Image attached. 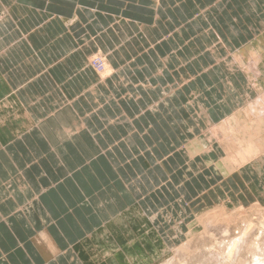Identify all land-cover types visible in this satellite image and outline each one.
Returning a JSON list of instances; mask_svg holds the SVG:
<instances>
[{"label": "crops", "instance_id": "0c3cea01", "mask_svg": "<svg viewBox=\"0 0 264 264\" xmlns=\"http://www.w3.org/2000/svg\"><path fill=\"white\" fill-rule=\"evenodd\" d=\"M263 33L264 0H0V264L157 263L184 228L175 150L253 104L226 61L250 72Z\"/></svg>", "mask_w": 264, "mask_h": 264}, {"label": "rangeland", "instance_id": "374dc122", "mask_svg": "<svg viewBox=\"0 0 264 264\" xmlns=\"http://www.w3.org/2000/svg\"><path fill=\"white\" fill-rule=\"evenodd\" d=\"M94 53L88 56L86 65L94 68L98 77H104L108 71L107 67L106 73L101 69L104 54ZM200 131H195V136L185 143L199 138ZM178 152L176 149L174 153V169L166 172L175 187L180 186L176 187V194H186L185 213L181 206L178 208L179 198L174 200L176 221L184 222V228L173 248L155 264H264V179H258L254 172L246 181L235 170L220 177L207 174L210 177L206 178L203 174L210 169L205 167L201 155L191 158L190 154ZM186 158L194 169H199L182 177L187 169ZM216 207L223 208V212L216 213Z\"/></svg>", "mask_w": 264, "mask_h": 264}, {"label": "bare ground", "instance_id": "6f19581e", "mask_svg": "<svg viewBox=\"0 0 264 264\" xmlns=\"http://www.w3.org/2000/svg\"><path fill=\"white\" fill-rule=\"evenodd\" d=\"M215 2V1H214ZM229 2V1H228ZM233 2V0H232ZM244 2V1H243ZM257 2V1H256ZM248 4V3H246ZM262 5V4H261ZM236 6V5H235ZM260 6V5H259ZM9 7V6H8ZM255 7V6H254ZM16 8V7H15ZM206 8V7H205ZM213 8V7H212ZM192 9V8H191ZM243 9V8H242ZM241 9V10H242ZM247 9V8H246ZM252 9V8H251ZM211 10V9H210ZM213 11V10H212ZM216 11V10H215ZM220 11V10H219ZM222 11V10H221ZM93 12V11H92ZM206 12V11H205ZM208 12V11H207ZM234 12V11H233ZM236 13V12H235ZM181 14V13H180ZM198 14V13H197ZM242 14V13H241ZM177 15V14H176ZM186 15V14H185ZM211 15V14H210ZM178 16V15H177ZM187 16V15H186ZM218 16V15H217ZM227 16V15H226ZM225 16V17H226ZM251 16V15H250ZM260 16V15H259ZM212 17V16H211ZM210 17V18H211ZM252 17V16H251ZM263 17V16H262ZM193 18V17H192ZM227 18V17H226ZM238 18V17H237ZM231 19V18H230ZM242 19V18H241ZM207 20V19H206ZM205 20V21H206ZM220 21V20H219ZM248 21V20H247ZM197 23V22H196ZM223 23V22H222ZM234 24V23H233ZM201 25V24H200ZM194 26V25H193ZM222 26V25H221ZM236 26V25H235ZM238 26V25H237ZM244 26V25H243ZM189 27V26H188ZM198 27V26H197ZM217 27V26H216ZM215 28V27H214ZM225 28V27H224ZM189 29V28H188ZM198 29V28H197ZM219 30V29H218ZM225 30V29H224ZM245 30V29H244ZM176 31V30H175ZM199 31V30H198ZM193 32V31H192ZM212 32V31H211ZM216 32V31H215ZM220 32V31H219ZM226 32V31H225ZM218 33V32H216ZM231 33V32H229ZM223 34V33H222ZM228 34V33H227ZM246 34V33H245ZM252 34V33H251ZM172 35V34H171ZM142 36V35H141ZM206 36V35H205ZM228 36V35H227ZM140 37V36H138ZM156 37V36H155ZM202 37V36H201ZM231 37V35H230ZM233 37V36H232ZM240 37V36H239ZM220 38V37H219ZM222 38V37H221ZM175 40V39H174ZM202 40V39H201ZM223 40V39H222ZM105 41V40H104ZM167 41V40H166ZM224 41V40H223ZM145 42V41H144ZM208 42V41H206ZM246 42V41H245ZM264 33L259 38V44L251 47L250 53L253 54L254 58L252 63L250 62V72L246 67L244 69L241 67L242 64L238 62L239 69L234 64L235 58H240V51L238 54L231 56L229 60L226 61V66L231 71H234L235 76L239 78V85L237 87V97L236 105L241 104L242 102L249 100L253 97L255 93V99L253 104L249 103L245 106L238 107L237 110L230 116L223 117L217 121H213L207 117L206 110L203 111L202 116H205L204 125L194 121V125L198 128H201L204 137L200 136L199 138L193 141H187L184 144L185 153L190 154L191 158H195L196 154H199L203 157V162L206 168L210 170L206 171L203 176L210 177L213 175H226L229 171L235 170L238 171L241 176L249 181L248 178L254 176V172L257 174V178L264 179ZM172 43V42H171ZM228 43V42H227ZM213 44V43H212ZM214 45V44H213ZM231 45V44H230ZM244 45V44H243ZM163 46V45H162ZM194 46V45H193ZM198 46V45H197ZM238 46V45H237ZM147 47V46H146ZM178 47V46H177ZM192 47V46H191ZM207 48V47H206ZM214 48V47H213ZM124 49V48H123ZM157 50V49H155ZM195 50V49H194ZM203 51V50H202ZM228 51V50H227ZM146 52V51H145ZM167 52V51H166ZM185 52V51H184ZM101 53L100 51H96ZM169 53V52H168ZM178 53V52H177ZM201 53V52H200ZM95 54V53H94ZM167 55V54H166ZM170 55V54H169ZM180 55V54H179ZM208 55V54H207ZM164 56V55H163ZM204 56V55H203ZM213 56V55H212ZM103 68L102 72L106 73L105 68L107 67L108 71L104 77H101L100 80L106 79L107 76H110L112 73L110 66L108 65L105 55H101ZM139 57V56H138ZM153 57V56H152ZM162 57V56H160ZM252 57V56H251ZM149 58V57H147ZM155 58V57H153ZM171 58V57H170ZM180 58V57H179ZM226 58V57H225ZM101 59V58H100ZM137 59V58H136ZM233 59V60H232ZM97 60V59H96ZM151 61V60H150ZM95 62V61H94ZM98 62V63H102ZM110 62V61H109ZM225 62V61H224ZM179 63V62H178ZM184 63V62H183ZM215 63V62H214ZM152 64V63H151ZM169 64V63H168ZM177 64V63H176ZM89 65V64H88ZM100 65V64H99ZM260 66V72L258 76L257 66ZM150 66V65H149ZM173 66V65H172ZM204 66V65H203ZM206 66V65H205ZM152 67V66H151ZM169 67V66H168ZM186 67V66H185ZM99 68V67H98ZM143 68V67H142ZM191 68V67H189ZM213 68V67H212ZM244 76L238 74V71L242 70ZM86 70V69H85ZM94 70V68H93ZM143 70V69H142ZM147 70V69H146ZM161 70V69H160ZM98 73L96 70H94ZM135 71V70H134ZM144 71V70H143ZM155 71V70H154ZM153 71V72H154ZM194 71V70H193ZM201 71V70H200ZM199 71V72H200ZM211 71V70H210ZM111 72V73H110ZM121 72V71H120ZM102 73V74H103ZM143 73V72H142ZM190 73V72H189ZM254 74V75H253ZM252 75V76H251ZM145 76V75H144ZM165 76V75H164ZM167 76V75H166ZM191 76V75H190ZM221 76V75H220ZM225 76V75H224ZM143 78V76H141ZM184 77V76H183ZM187 77V75H186ZM247 77L248 82L244 80ZM141 78V79H142ZM146 78V77H145ZM159 78V77H157ZM163 77H160V79ZM167 78V77H166ZM206 78V77H205ZM138 79V78H137ZM153 79V78H152ZM169 79V78H168ZM172 79V78H171ZM194 79V78H193ZM251 79V81H250ZM146 81V80H145ZM144 81V82H145ZM151 81V80H150ZM170 81V79L168 80ZM222 81V80H221ZM102 82V81H101ZM136 83V82H135ZM147 83V82H146ZM96 84V83H95ZM130 84V83H129ZM167 84V83H166ZM211 84V83H210ZM244 84V85H243ZM156 85V84H154ZM164 85V84H163ZM176 85V84H175ZM146 86V85H145ZM181 86V85H180ZM226 86V85H225ZM93 87V86H92ZM154 88V87H153ZM158 88V87H157ZM177 88V87H176ZM91 89V88H90ZM164 89V88H163ZM180 89V88H179ZM187 89V88H185ZM231 89V88H230ZM233 90V89H232ZM235 90V89H234ZM260 90H262L260 92ZM95 91V90H94ZM153 91V90H152ZM160 91V90H159ZM174 91V90H173ZM151 92V90L149 91ZM5 93V92H4ZM175 93V92H174ZM177 93V92H176ZM259 93V94H258ZM112 94V93H111ZM158 95V94H157ZM90 97V96H89ZM157 97V96H156ZM142 99V98H140ZM168 99V98H167ZM185 99V98H184ZM261 99V100H260ZM139 100V99H137ZM151 100V99H150ZM260 100V101H259ZM231 101V100H230ZM233 102V101H231ZM160 103V102H159ZM197 108H200L201 111L205 107L200 102H195ZM156 104V103H154ZM139 108V107H138ZM184 108V106H183ZM135 111V110H134ZM88 112V111H87ZM112 113V112H111ZM161 113V112H160ZM87 115V114H86ZM159 115V114H158ZM144 116V115H143ZM199 117L198 115H195ZM85 118V117H84ZM192 118V117H191ZM156 119V118H155ZM197 119V118H196ZM89 123V121H88ZM89 125V124H88ZM140 125V124H139ZM169 126V125H168ZM153 128V127H152ZM151 129V128H150ZM152 130V129H151ZM160 139V138H159ZM208 144L207 149L204 150L206 143ZM163 150V149H162ZM198 151V152H197ZM181 152L183 150L181 149ZM192 160V159H190ZM192 161L188 162L186 172L194 173L198 169L193 168ZM99 163V162H98ZM163 163V161H162ZM178 164V163H177ZM111 165V164H110ZM231 166V167H230ZM105 172V171H104ZM171 172V171H170ZM177 172V171H176ZM209 174V175H207ZM175 175V174H174ZM88 180V179H87ZM225 180V179H223ZM174 182V181H173ZM110 183V182H109ZM220 183V182H219ZM107 186V185H106ZM50 187V186H49ZM101 188V187H100ZM102 189V188H101ZM118 189V188H117ZM174 189V188H173ZM182 190V189H181ZM180 190V191H181ZM95 191V190H94ZM97 191V190H96ZM119 191V190H118ZM104 193V192H103ZM175 193V192H174ZM85 194V193H84ZM108 194V193H107ZM106 194V197H107ZM111 195V194H110ZM189 195V194H188ZM262 196V195H260ZM99 197V196H98ZM178 197V196H177ZM89 198V197H88ZM173 198V195H172ZM192 198V197H191ZM87 199V198H86ZM100 199V198H99ZM41 200V199H40ZM164 200V199H162ZM166 200V199H165ZM72 202V201H71ZM91 202V201H90ZM78 203V202H77ZM69 204V202H68ZM78 205V204H77ZM106 206V205H105ZM92 207V206H91ZM241 208V207H240ZM95 209V208H94ZM93 209V210H94ZM213 209V208H212ZM216 213L223 212V208L216 207ZM207 210V209H206ZM219 211V212H218ZM55 212V211H54ZM57 212V211H56ZM51 214V213H50ZM56 214V213H54ZM56 216V215H55ZM39 218V217H38ZM54 218V217H53ZM40 221V220H39ZM54 222V221H53ZM61 229V228H60ZM11 233V232H10ZM66 233V231H65ZM65 235V234H64ZM13 236V235H12ZM158 241V240H157ZM159 242V241H158ZM31 243V242H30ZM35 247V246H34ZM42 257V256H41Z\"/></svg>", "mask_w": 264, "mask_h": 264}]
</instances>
